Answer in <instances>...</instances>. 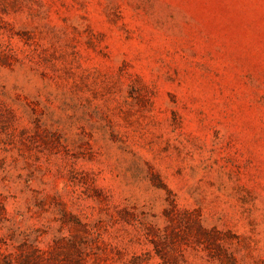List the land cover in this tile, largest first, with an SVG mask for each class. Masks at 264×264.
<instances>
[{
  "label": "rangeland",
  "instance_id": "obj_1",
  "mask_svg": "<svg viewBox=\"0 0 264 264\" xmlns=\"http://www.w3.org/2000/svg\"><path fill=\"white\" fill-rule=\"evenodd\" d=\"M0 264H264V0H0Z\"/></svg>",
  "mask_w": 264,
  "mask_h": 264
}]
</instances>
